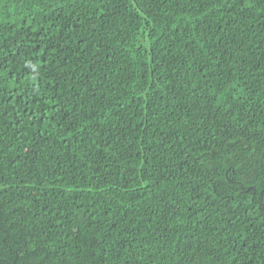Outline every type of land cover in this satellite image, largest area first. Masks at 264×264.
Instances as JSON below:
<instances>
[{"label": "trees", "instance_id": "obj_1", "mask_svg": "<svg viewBox=\"0 0 264 264\" xmlns=\"http://www.w3.org/2000/svg\"><path fill=\"white\" fill-rule=\"evenodd\" d=\"M0 264H264V0H0Z\"/></svg>", "mask_w": 264, "mask_h": 264}]
</instances>
